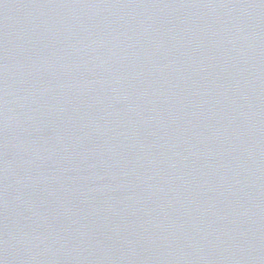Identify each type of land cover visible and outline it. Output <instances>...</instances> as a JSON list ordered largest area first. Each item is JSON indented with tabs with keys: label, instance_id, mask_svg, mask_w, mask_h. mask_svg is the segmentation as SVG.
<instances>
[{
	"label": "water",
	"instance_id": "obj_1",
	"mask_svg": "<svg viewBox=\"0 0 264 264\" xmlns=\"http://www.w3.org/2000/svg\"><path fill=\"white\" fill-rule=\"evenodd\" d=\"M0 264H264V0H0Z\"/></svg>",
	"mask_w": 264,
	"mask_h": 264
}]
</instances>
